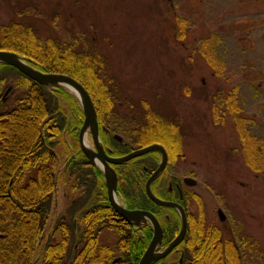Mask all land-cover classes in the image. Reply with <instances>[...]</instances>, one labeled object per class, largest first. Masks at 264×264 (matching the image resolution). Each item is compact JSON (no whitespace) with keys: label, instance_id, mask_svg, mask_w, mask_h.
<instances>
[{"label":"rangeland","instance_id":"374dc122","mask_svg":"<svg viewBox=\"0 0 264 264\" xmlns=\"http://www.w3.org/2000/svg\"><path fill=\"white\" fill-rule=\"evenodd\" d=\"M2 27L33 30L40 41L52 39L62 48L98 49L107 61L98 74L116 87V113L106 122L110 134L129 142L127 154L147 147L133 145V134L126 132L135 123L125 117L128 106L139 110L144 102L177 124L178 142L173 135L167 144L181 148L167 171L195 178L200 201L189 209H200L205 223L217 224L220 239L232 238L241 264H264V171L245 164L236 129L243 126L264 141V0H0ZM3 90L0 99L4 96L7 107L22 94L14 80ZM87 144L93 148L89 137ZM153 144L158 143L148 146ZM54 149L63 162L79 152L78 138L65 132ZM127 154L117 151L120 157ZM145 155L117 166L143 164ZM128 165L118 174L130 172ZM73 185L74 177L61 169L49 223L81 195ZM217 211L228 218L225 231ZM113 238L106 231L102 239ZM177 259L172 254L161 263L177 264Z\"/></svg>","mask_w":264,"mask_h":264},{"label":"trees","instance_id":"16d2710c","mask_svg":"<svg viewBox=\"0 0 264 264\" xmlns=\"http://www.w3.org/2000/svg\"><path fill=\"white\" fill-rule=\"evenodd\" d=\"M33 33V30L24 32L2 27L0 50L29 59L42 72L64 74L79 82L91 97L98 122L107 125L109 117L116 113L112 100L116 87L112 86V90L98 74L107 63L99 50L62 48L57 41L43 42ZM10 80L16 82L22 94L10 107L0 99V264H34L36 258V264H137L150 240V227L133 228L115 213L108 202L100 171L88 162L80 149L63 162L55 152L54 147L63 133L70 132L78 138L83 114L74 99L61 88L47 90L15 68L0 64V93ZM226 106L233 112L232 100L227 99ZM138 107L136 111L135 107L128 106L125 116L135 122L126 131L133 134L130 142L138 146H148L151 142L161 144L174 161L181 146L171 143V148L167 141L172 142L171 137L175 135L178 142V125L166 118L164 121L162 113L150 109L145 102ZM236 129L245 164L256 173L264 171V141L251 137L243 126ZM106 139L121 153L129 152V144L119 145L111 135H106ZM146 157L148 163L145 160L143 164L147 172L140 166H136V172L133 168L138 181L145 180L157 166L154 154ZM61 169L74 177L72 189L82 192L49 223L55 183ZM139 171L143 173L142 178ZM121 175L124 185L120 186L119 195L127 209H148L153 213L164 209L151 202L142 188H137L133 174L123 171ZM164 195H160L161 198ZM177 229V222L166 225L163 245L172 239ZM106 231L113 233L110 241L102 239ZM213 235L208 239L206 233L208 240L204 239L198 250L189 248L188 251L203 257L208 264H241L231 243L219 241L217 230ZM220 256H227L230 261L220 263Z\"/></svg>","mask_w":264,"mask_h":264},{"label":"water","instance_id":"95a60500","mask_svg":"<svg viewBox=\"0 0 264 264\" xmlns=\"http://www.w3.org/2000/svg\"><path fill=\"white\" fill-rule=\"evenodd\" d=\"M0 64L15 68L47 90L63 88L67 89L75 97L83 113V122L78 132L79 147L83 155L88 159V162L92 166L98 167L102 172L107 199L111 208L130 226L141 227V224H149L151 227V238L137 264H153L165 258L183 240L186 230V220L183 209L174 202L157 198L150 189L152 182L163 172L166 166L167 155L165 149L161 145L153 144L121 157L113 158L107 156L100 141L94 105L88 92L79 82L64 74L42 72L35 68L34 64L29 59L11 51L0 50ZM10 89L11 87L6 90L4 95H6ZM88 136L91 138L93 148L89 147L87 144ZM114 137L118 141L121 140L117 135ZM154 151L160 154V161L156 170L145 183L146 195L156 206L176 210L180 218V229L178 234L163 250H159L162 241V229L154 215L143 210H128L118 202L116 198L118 179L115 171L110 167V165L117 166L124 164L133 158ZM218 214L221 215V211H219ZM114 261L116 262L117 260Z\"/></svg>","mask_w":264,"mask_h":264},{"label":"flooded vegetation","instance_id":"af4514ba","mask_svg":"<svg viewBox=\"0 0 264 264\" xmlns=\"http://www.w3.org/2000/svg\"><path fill=\"white\" fill-rule=\"evenodd\" d=\"M98 126H99L100 140H101V143H102V146H103V149H104V152L106 153V155L109 157H113V158L120 157L117 155V151L119 153V148H117V146L115 144H113L112 142H109V140L106 139V135L107 136L111 135L110 134L111 130L108 129L107 125L102 124L101 122H98ZM114 135H111V137L119 145L126 147V145L129 144V142L123 143L122 138L120 141H118L117 139H115ZM154 153H156V154H154ZM154 153L152 152V153H149L145 156H148L150 154H152V155L154 154L157 157V166H158V163L160 160V155L157 152H154ZM166 155H167L166 166H165L163 172L158 176V178H156L152 182L150 189H151L152 193L157 198L164 200V201L174 202V203L178 204L183 209L184 215H185V220H186V230H185L184 238L179 243V245L177 247H175L169 253L168 256H170L172 254H176L178 257L177 264H208L206 261H204L205 259L203 257L193 255L192 253H191L192 255L189 257L190 252L188 251V249L193 248L195 250H198L199 246L201 245V242H204L205 240L211 239L212 236H214L213 234H214L215 230H217L219 228H218V226H216L217 224H214V223L208 224L207 222L205 223V221H204L205 215H203V213L200 211V209H199V212H197V213L189 209V207L192 203L196 204V202L198 203L200 201V193H199V191L198 192L195 191L196 186L198 184L192 175H188L185 177H179V176H174V175L170 174V172H168L169 170L167 171V167H169V166L173 167L174 165H176L175 164L176 161H172L171 158H169L167 152H166ZM145 162L148 163L147 160ZM133 163L134 164L130 163L128 165V168L130 171L129 173L133 174L134 179H136V174L134 175L133 168L135 169V172H136V166H140L143 172H147V166L145 164H139L138 165V164H136V162H133ZM110 166L112 167V169H114L115 173L117 174V178H118L117 194L119 195V188H120V186L124 185L123 176L118 174V172H119L118 166H115V165H110ZM157 166H156V168H157ZM154 170H152V172ZM142 171L141 172L139 171V178H142V177H140V175L142 176V174H143ZM152 172H150V174L148 175V177L145 180L140 179L138 181L136 179L135 183L138 186L137 188H139V189L142 188V191L145 192V183H146L147 179L150 177V175L152 174ZM164 193H165L164 198H161L160 195H162ZM145 195H146V192H145ZM146 197H147V195H146ZM136 210H141V209H136ZM143 211H147V212H150L151 214H153L154 217L159 222L160 227L162 229V241H161L160 249L166 248L167 245L176 237V235L179 231V228H180V218H179L177 211L174 209H170V208H164L159 212L155 211V213L151 212L148 209L143 210ZM216 213H217V220L219 221L220 224H222L223 230L224 231L227 230V228L224 226L225 222H227V219H228L227 216L223 212L221 213V215L218 214V211ZM173 222L178 223L177 232L169 242H167L163 245L164 236H165V227L167 224L173 223ZM203 229H205V232H203ZM220 231H218V232L221 235L222 232H220ZM206 233L208 235V239H206V237H207ZM221 239L219 241L222 242V241L228 240L229 242L231 241V243L233 244L232 238H229V236L228 237H222ZM198 240H200V241L198 242ZM218 261L220 263H222V262L227 263L228 261H230V258H227V256L219 257Z\"/></svg>","mask_w":264,"mask_h":264},{"label":"bare ground","instance_id":"6f19581e","mask_svg":"<svg viewBox=\"0 0 264 264\" xmlns=\"http://www.w3.org/2000/svg\"><path fill=\"white\" fill-rule=\"evenodd\" d=\"M93 103V102H92Z\"/></svg>","mask_w":264,"mask_h":264}]
</instances>
